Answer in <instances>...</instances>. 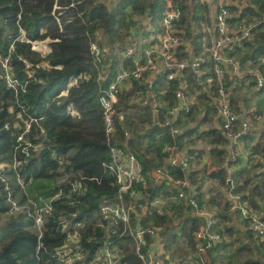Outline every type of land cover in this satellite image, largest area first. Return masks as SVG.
<instances>
[{"label":"built area","instance_id":"built-area-1","mask_svg":"<svg viewBox=\"0 0 264 264\" xmlns=\"http://www.w3.org/2000/svg\"><path fill=\"white\" fill-rule=\"evenodd\" d=\"M103 1L109 2L110 5L114 4L113 0ZM197 1L207 5L212 14L211 25L204 27L202 31L196 29L194 33L195 36L202 33L209 38V41L205 40L202 43L199 50H196L191 41L186 40L182 31L177 28L181 18L179 7L166 0L165 11L157 24H152L149 19L141 21L138 28L133 30L136 32H129L126 40L122 42L108 45L97 30L94 34L95 41L89 46L91 71L69 78L65 89L54 101H57V105L62 103L68 97L69 90L78 88L82 82L95 79L99 83L114 74V79L107 88L101 90L102 94L99 97L109 142V135L114 128L113 114L118 91H129L134 83H139L145 78L141 83L146 95L139 103L142 107H149L153 112L155 107L159 108L152 93L157 76L167 73V80L173 81L182 75V71L189 70L199 80L201 94L215 107L216 119L211 127L220 129L226 135L228 145L223 149L227 153V158L220 166L213 168L210 165L209 148L204 147V144H199L196 148L199 152L203 151L202 153L195 152L192 155L179 152L176 146H165L161 151L165 156L164 162L161 167L147 174L149 176L147 183L142 167L134 155L111 146L110 159L102 164V169L104 173L114 178L110 185L116 187L117 193L111 199L103 197L104 200L100 202L98 209L91 211L83 200L87 193L86 179L72 172L66 160L56 157L55 151L46 147V133L39 124L43 118L31 116L24 109L16 111L9 107L7 112L12 118L3 126L2 132H11L15 139L9 156L7 155L8 160L0 162V185L5 202L9 205L6 215L26 212V227L33 230L37 236L38 263L42 261L40 256V249L44 247L42 237L46 221L53 213L52 203H55V206L66 207L68 211L57 217L58 232L65 235V243L50 251L45 249L58 264H122V247L127 243L133 245L134 254L142 264H178L177 250L167 248L159 237L158 230L150 226L151 217L166 215L172 219V229L177 234L182 220L190 218L198 222L199 230L194 238L196 251L189 258L191 264H218L216 261L208 263L207 257L209 252L218 246L234 243L236 235L230 237L219 232L226 228L232 229L235 234L250 235L248 244L252 240V244L260 251L264 250V210L255 209L244 195L235 194L233 190L236 185L232 181L235 174L253 167L257 169L250 175L251 178L264 177V159L254 151V147L259 144L257 139L264 132V114L255 110L235 111L231 103L235 86H230L239 68L230 54H233L235 49L242 48L244 41L253 38L256 25H230L231 16L228 8L234 3L232 0ZM72 6L73 3L70 7ZM62 9L55 0L52 17L60 31L64 24L71 21V18L65 17L67 20L62 22L60 17ZM137 17L135 14L132 18ZM19 20L20 15L17 16V21ZM145 33L152 36L146 43L142 38ZM98 41L105 44L99 46ZM15 42L28 44L31 51L45 59L51 53L49 45L52 40L49 38L30 40L19 28V35L11 40L8 53L0 54V82L18 98L19 92H25L28 81L22 83L15 77L11 65V53ZM179 50L186 55V59H178ZM248 62L251 68L249 75L254 82V93L260 96L264 92V75L261 70L264 66V55ZM25 66L28 67L27 64ZM36 68L44 69L49 66L43 62L36 65ZM238 85L239 89L243 88L242 83ZM187 88L186 82L180 83L175 91L176 108H165L167 116H177L178 111L188 113L191 105H198L203 115L205 114L197 95L187 96ZM65 115L73 119L80 117L71 103L67 105ZM173 122L174 118H168L163 123H159L157 119L158 126H169L171 134L177 133L172 129ZM33 124L37 126L35 134L32 133ZM128 135L126 132L125 136ZM241 136L252 138L251 146L244 148V144L238 141ZM260 148L263 146L260 145ZM43 149H46L51 160H56L59 166L55 172L57 194L44 208L28 200L25 191L32 185L33 177L23 173L32 161L39 167L38 158ZM174 167H179L183 172L182 178L170 175L168 169ZM218 169L228 173L227 187L221 188L217 178L208 176V173ZM90 181L98 185L101 183L97 178ZM140 185L144 189L160 187L162 191L156 196L152 193H143L137 190ZM217 194L224 196V200L218 202L219 205L211 202V197ZM224 204L226 210L220 212L218 208L220 205L224 207ZM79 205H84L87 212L82 213ZM182 205L189 210L186 217H183L181 212ZM89 226L91 234L83 241L82 235ZM87 245H90L91 249Z\"/></svg>","mask_w":264,"mask_h":264},{"label":"trees","instance_id":"trees-1","mask_svg":"<svg viewBox=\"0 0 264 264\" xmlns=\"http://www.w3.org/2000/svg\"><path fill=\"white\" fill-rule=\"evenodd\" d=\"M54 1L0 0V54L8 53L11 40L19 35V28L30 40L46 38L52 40L49 45L51 53L45 59L31 51L28 44L14 43L11 65L15 77L22 83L28 81V84L25 92H19L16 98L14 93L6 90L0 82V162L8 160L7 155L15 139L11 132H2L3 126L12 118L7 109L13 107L16 111L24 109L31 116L43 118L39 124L46 133V147L54 150L56 157L66 160L72 172L86 179L87 193L83 200L91 211L98 209V205L104 200L103 197L111 199L117 193L116 187L110 185L114 182V178L104 173L102 169V164L110 159L111 146L134 155L142 167L147 183H149L147 174L161 167L164 162L165 156L161 151L165 146H176L179 152L192 155L195 152L202 153L203 151L199 152L196 148L199 144H204V147L209 148L211 165L217 168L222 164L226 158L223 147L228 145V140L220 129L211 127L216 119L215 107L205 95L201 94L199 80L189 70L182 71V75L173 81L167 80V73H161L152 88L160 108L157 114L158 122L163 123L168 118H174L172 129L180 133L177 143L171 133L147 134V130L153 125L154 111L152 112L149 107H142L139 103L146 95L141 83L144 77L141 82L134 83L129 91L116 93L114 128L109 135V142L99 97L102 94L101 90L107 88L114 79V74L99 83L95 79L82 82L78 88L69 90L68 97L62 103L57 105V101H54L65 89L69 78L91 71L92 59L89 55V46L95 41L94 34L97 30L108 45L122 42L126 40L129 32L138 28L141 21L149 19L152 24H157L165 11L166 0H113L112 5L103 0H57L58 6L63 8L60 16L62 22L67 20L65 17L71 18L70 22L63 25L61 31L52 17ZM170 1L181 11L178 30L182 31L185 39L190 40L196 50H199L202 43L205 40L209 41V38L202 33L196 36L194 33L196 29L202 31L204 27L211 25L212 14L209 7L200 4L197 0ZM232 2L234 3L228 8L231 16L230 25H256L253 38L244 41L243 48L238 49L234 54L236 58L244 55L243 59L254 61L260 55H264V0H232ZM72 3L74 6L70 7ZM135 14L138 17L133 19ZM18 15H20L19 21H17ZM103 41H98L97 44L103 46L105 44ZM178 59H186L182 50H179ZM41 62L47 63L49 68H36ZM26 64L28 67L25 66ZM261 70L264 75V66ZM209 73L210 67H208ZM181 82L187 84V96L197 95L199 103L204 107V115L198 105H191L188 113L178 111L177 116H167L165 108H176L175 91ZM70 103L79 112V118L73 119L65 115L66 107ZM32 129V133L35 134L36 124L32 125ZM126 132L129 133L127 137ZM254 151L264 159V146L260 148L258 144L254 147ZM50 157L49 153H45L42 158H38L39 167L35 161H32L23 173L32 176L33 183L35 180L52 177L56 180L58 162L51 160ZM256 169L257 167L244 169L235 174L232 181L236 188L233 192L244 195L255 209L264 210V177L255 176L256 179L250 177ZM168 170L173 177H183L179 167ZM208 174L210 178L218 179L221 188L228 186L226 171L218 169ZM194 175L195 173L192 177ZM92 178L100 179L101 183L98 185L90 181ZM137 190L156 196L162 188L144 189L140 185ZM46 198L47 195L43 200ZM223 198V194H217L216 198L211 197V202L219 205L218 202H222ZM38 205L41 204L38 202ZM52 205H54L53 213L46 221L42 237L44 246L40 249L42 261L38 263L37 236L33 230L26 227V212L6 215L9 205L5 202L0 185V216L5 218L0 222V264H58L51 254L45 252V249L50 251L65 243V235L58 232L57 217L68 211L66 207L55 206V203ZM79 209L82 213L87 212L84 205H79ZM181 212L183 217H186L189 210L182 205ZM150 221V226L158 230L159 237L165 242L166 247L177 250L178 256L182 258L179 264H191L188 259L196 251L194 238L199 230L198 222L190 218L182 220L177 234L172 229V219L168 218V215L153 216ZM219 232L230 237L236 235L232 229L227 228ZM90 234L91 226L84 231L83 241H86ZM241 235L244 236L239 233L236 235L238 239L235 245L222 244L215 248L214 254L219 255L217 260L223 259L225 254L229 253L228 260H218L219 264H264V250L260 251L250 243L242 245ZM132 246L130 243L123 245L122 264H142L134 254ZM87 247L91 249L90 245ZM209 254L212 257L211 252Z\"/></svg>","mask_w":264,"mask_h":264},{"label":"crops","instance_id":"crops-1","mask_svg":"<svg viewBox=\"0 0 264 264\" xmlns=\"http://www.w3.org/2000/svg\"><path fill=\"white\" fill-rule=\"evenodd\" d=\"M133 32H136V31H133ZM242 48H237L234 50L233 54L232 53L230 54L231 57L236 61L237 66L239 67L237 70V74H235L233 76L234 78L232 79L234 83L231 82V84H230V86L232 85V87L235 86L234 94H233V97L231 99V103H232L235 111H239V110L253 111V110H255L257 113L264 114V112H263L264 109L263 108L261 109L260 105H259V103H261L262 101L264 102V92L260 96H256V94L254 93V89H253L254 82H253L252 77L249 75V71H251L250 64H249L250 62L247 61L248 59L247 60L243 59L244 55L236 58V56L234 54L235 52L236 53L238 52L237 51L238 49H242ZM260 56H262V55H260ZM240 83L243 84L242 89L238 88V86H239L238 84H240ZM246 85H247V87H245ZM257 102H258V104H257ZM258 140H259V145L264 146V132L257 139V141ZM238 141L240 143L244 144V148H247L248 146H251L253 139L249 138L247 136H241ZM226 158H227V153H226ZM211 164H212V158L210 156V165ZM213 168H215V167H213ZM214 197L216 198V196H214ZM218 209L220 212H224L226 210V204H224V207H222V205H220ZM221 230H219V231H221ZM240 234L244 235V233H240ZM241 238H242V245H245V244H248L247 240L250 239V235H244V236L241 235ZM237 239H238V237H235L234 245H235ZM251 244H252V242H251ZM214 250L211 252L212 257L210 256V254H208V257H207L208 263H212V259H213V262H215V261L218 262V260H224V261L228 260L227 257L229 256V253H226L223 259L217 260V256H219V255L214 254ZM256 256H257V259H259L258 255H256ZM181 261H182V258L179 257L177 259L178 264ZM188 261H189V259H188Z\"/></svg>","mask_w":264,"mask_h":264},{"label":"rangeland","instance_id":"rangeland-1","mask_svg":"<svg viewBox=\"0 0 264 264\" xmlns=\"http://www.w3.org/2000/svg\"><path fill=\"white\" fill-rule=\"evenodd\" d=\"M142 38H143V42L146 43V42L151 40L152 36L150 34L145 33L142 36ZM106 48H108V47L106 46ZM42 59H44V58H42ZM41 63H43V62H41ZM245 87H247V85ZM257 104H258V102H257ZM259 105H260L261 109L262 108L264 109V107H263L264 102L263 101L261 103H259ZM205 151H206V149H205ZM71 154H72V152H71ZM55 182L56 181L54 180L53 177L48 178V179H43V180H35L34 183H32V186L27 188L25 191V194H26L28 200L32 201L33 203H35L39 207H43V208L47 207L51 203V201L55 198V195L57 194ZM46 195L48 198L43 200ZM38 202L41 205H38ZM4 220H5V218L0 216V222L4 221ZM251 242H252V240H250V243ZM219 262L220 261H218V264H219Z\"/></svg>","mask_w":264,"mask_h":264},{"label":"water","instance_id":"water-1","mask_svg":"<svg viewBox=\"0 0 264 264\" xmlns=\"http://www.w3.org/2000/svg\"><path fill=\"white\" fill-rule=\"evenodd\" d=\"M145 84H146V90H148L147 83H145ZM158 110H159V108L155 107V110H154V113H153V125H152V127H150L147 130V134H149V135H152L153 133L167 134V133L171 132L169 126H167V127L158 126V124H157ZM172 136L174 138L175 143H177V139L180 136V134L179 133H173ZM45 153H46V149H43L41 151V153H40V158H42Z\"/></svg>","mask_w":264,"mask_h":264}]
</instances>
